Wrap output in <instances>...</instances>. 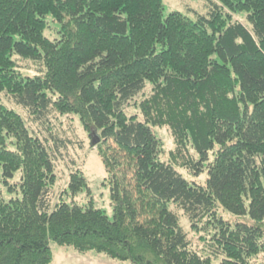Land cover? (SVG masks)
I'll list each match as a JSON object with an SVG mask.
<instances>
[{"label":"trees","instance_id":"16d2710c","mask_svg":"<svg viewBox=\"0 0 264 264\" xmlns=\"http://www.w3.org/2000/svg\"><path fill=\"white\" fill-rule=\"evenodd\" d=\"M164 11L0 0V165L8 185L21 172L17 197L0 196V264H52L51 241L132 264H264V0H209L196 19ZM78 129L104 163L112 218L56 201L57 165L84 148ZM84 188L72 171L70 193Z\"/></svg>","mask_w":264,"mask_h":264},{"label":"rangeland","instance_id":"374dc122","mask_svg":"<svg viewBox=\"0 0 264 264\" xmlns=\"http://www.w3.org/2000/svg\"><path fill=\"white\" fill-rule=\"evenodd\" d=\"M165 5L164 15L167 17L171 12L178 11L191 19H196V15H204L208 12L209 0H163ZM245 15L242 14V18ZM28 64V63H27ZM22 65L26 67V64ZM36 66L30 67L34 68ZM6 99L0 97V102H5ZM8 101V100H7ZM12 105L11 103H8ZM126 113L129 116H137L139 120L143 121V117L140 113L138 106H128ZM78 118V117H77ZM77 127L78 125L75 124ZM79 140L83 141L84 148L80 149L78 144L70 145V152L77 158V164L74 165L68 161H61L57 165L58 183L56 187V201H65L66 203H78L81 205H89L91 202L96 208L102 209L109 217H113V206L111 203L110 187L106 181L107 172L104 167V163L101 160L98 149H93L90 146V137L87 133L81 129L77 130ZM76 133V135H77ZM155 133L159 139L163 142V151L160 154V160L169 161L170 151L174 149V143L171 135L166 127L156 128ZM74 139V135L70 136ZM76 169H81L84 173L88 184L89 190L84 188L82 192L77 195H72L69 190L70 173ZM178 171L182 173L186 180L192 184L205 185L207 175L201 174L195 176L189 173L187 170L178 168ZM21 172H17L15 177L9 181V185L6 183L3 175V167L0 165V196L9 201L13 197H17L15 191L10 190V186L14 187L17 182L20 181ZM105 183L107 185H105ZM222 216L229 221H235V216L228 212L221 210ZM248 219V218H247ZM242 221H247L245 218ZM249 220V219H248ZM183 227L188 230L192 239L196 242L199 241L197 237L200 233L197 232L193 235L194 230L191 229L189 222L186 218L182 220ZM202 243V241H200ZM51 248L53 251L54 259L52 264H132L130 261H121L113 259L104 253H99L95 250L88 251L86 253L78 252L74 247L63 246L55 241H51ZM264 263V258H260Z\"/></svg>","mask_w":264,"mask_h":264},{"label":"water","instance_id":"95a60500","mask_svg":"<svg viewBox=\"0 0 264 264\" xmlns=\"http://www.w3.org/2000/svg\"><path fill=\"white\" fill-rule=\"evenodd\" d=\"M94 134H95V133H94ZM95 135H96V134H95ZM93 144H96V141H95V140L93 141Z\"/></svg>","mask_w":264,"mask_h":264}]
</instances>
